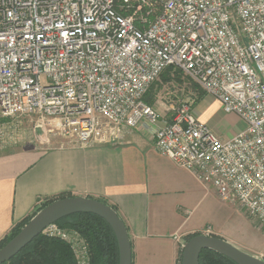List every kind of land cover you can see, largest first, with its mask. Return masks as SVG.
<instances>
[{
    "label": "built area",
    "instance_id": "obj_1",
    "mask_svg": "<svg viewBox=\"0 0 264 264\" xmlns=\"http://www.w3.org/2000/svg\"><path fill=\"white\" fill-rule=\"evenodd\" d=\"M168 69L246 128L220 138L195 117L194 88L159 126L145 97ZM8 119L46 146H116L150 129L160 155L264 234V0H0V125ZM42 235L91 264L77 231Z\"/></svg>",
    "mask_w": 264,
    "mask_h": 264
},
{
    "label": "crops",
    "instance_id": "obj_2",
    "mask_svg": "<svg viewBox=\"0 0 264 264\" xmlns=\"http://www.w3.org/2000/svg\"><path fill=\"white\" fill-rule=\"evenodd\" d=\"M210 101L204 96L194 115L220 138L246 128L222 129ZM167 121L163 117L158 125ZM151 138L152 130L138 128L122 145L80 148L59 137H51L52 145L46 146L0 136V241L44 198L68 192L107 200L118 209L129 232L133 264H179L186 236L198 233L264 252V234L255 224L262 242H242L235 224L237 217H246L240 206L222 202L214 189L160 155Z\"/></svg>",
    "mask_w": 264,
    "mask_h": 264
},
{
    "label": "trees",
    "instance_id": "obj_3",
    "mask_svg": "<svg viewBox=\"0 0 264 264\" xmlns=\"http://www.w3.org/2000/svg\"><path fill=\"white\" fill-rule=\"evenodd\" d=\"M171 69H168L161 77L165 82H170ZM177 80L181 82L180 77ZM154 85L150 88L145 97L149 105L154 103ZM202 91V90H201ZM197 103L204 98L205 93H199ZM75 197L71 193L62 192L52 197H46L37 206L33 214L19 222L11 230L10 234L0 241V250L15 238L21 230L44 208L50 204L65 198ZM98 201L111 206L117 213L118 209L111 205L107 200L97 199ZM119 214V213H118ZM120 216V215H119ZM121 218V216H120ZM122 219V218H121ZM61 229L68 231H77L85 240L91 264H119V248L116 236L111 226L102 218L93 214H75L56 223ZM200 235L191 234L186 236L189 241L193 237ZM184 248H181L178 263L182 264ZM133 260V253H132ZM200 264H236L226 256L211 250L201 252ZM7 264H77L71 246L60 238L40 235L34 239L26 248L17 254ZM133 264V263H132Z\"/></svg>",
    "mask_w": 264,
    "mask_h": 264
},
{
    "label": "water",
    "instance_id": "obj_4",
    "mask_svg": "<svg viewBox=\"0 0 264 264\" xmlns=\"http://www.w3.org/2000/svg\"><path fill=\"white\" fill-rule=\"evenodd\" d=\"M75 214H93L104 219L112 228L119 248V264H132V244L126 224L109 205L97 199L71 197L58 200L41 210L22 230L0 250V264L9 263L49 226ZM211 250L236 264H264L219 237L197 235L184 245L182 264H200L201 252Z\"/></svg>",
    "mask_w": 264,
    "mask_h": 264
},
{
    "label": "rangeland",
    "instance_id": "obj_5",
    "mask_svg": "<svg viewBox=\"0 0 264 264\" xmlns=\"http://www.w3.org/2000/svg\"><path fill=\"white\" fill-rule=\"evenodd\" d=\"M171 81L165 82L163 77H161L155 84H154V103L152 106L161 114V118H168L170 119L169 113V102L172 100H176L177 97H183L184 95H188L190 93L192 85L188 79H184L182 74L176 72L171 69ZM177 76L180 77L181 82L177 80ZM189 91V92H188ZM198 98L200 96L201 90L194 88ZM208 98V97H207ZM210 101L209 107L213 111V117L216 119L219 126L224 129L225 131L231 133L235 130L242 129L245 127L244 122H242L238 117L234 115L225 114L220 105L214 100ZM13 121V122H12ZM15 120L8 119L2 125H0V136L5 138V140L9 141V139L13 140H23V141H30L34 145H38L39 141L41 140L40 137L42 134L35 133L32 128L31 131L27 130V125L22 127H17L13 125ZM24 124V123H23ZM22 130L25 134V138L19 137V134ZM9 138V139H8ZM10 142V141H9ZM246 219V220H245ZM248 218H244L243 216L237 217L235 224L239 227L238 233L241 234L243 241L245 243L253 242L261 243L262 237L259 231L254 227L253 223H248ZM233 245V244H232ZM236 247V246H235ZM241 251L261 260V254L263 251H252L249 250L246 246H240ZM263 261V260H262Z\"/></svg>",
    "mask_w": 264,
    "mask_h": 264
}]
</instances>
